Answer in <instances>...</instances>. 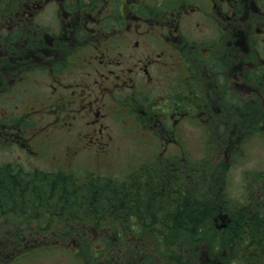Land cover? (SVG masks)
I'll return each instance as SVG.
<instances>
[{
    "label": "flooded vegetation",
    "instance_id": "flooded-vegetation-1",
    "mask_svg": "<svg viewBox=\"0 0 264 264\" xmlns=\"http://www.w3.org/2000/svg\"><path fill=\"white\" fill-rule=\"evenodd\" d=\"M75 68L88 71L80 77L87 85V108L81 110L91 117L85 123L75 109L66 108L68 94L55 96L59 89H68L59 83ZM103 80L108 92L104 99ZM116 102L122 104L118 111ZM7 103L18 105L19 113L9 112ZM253 104L261 106L262 123L264 0H0V151L7 143L30 147L35 137L52 128H66L77 137L66 144L65 155L83 151L90 160L97 159L86 167H120L112 162L103 167V161H109L113 146L125 137L136 142L133 150L144 144L148 151L159 149V162L129 168L130 191L120 194L128 198V209H115L112 217L117 229L126 212L130 230L165 231L172 226L182 232L188 228L178 227L184 210L189 208L192 215L206 210L210 223L187 229L206 233L195 241L196 252L194 247L185 251L186 260L195 264H223L231 249H240L248 262L264 264V170L255 178L261 182H246L245 196L219 186L212 204L210 198L200 204V186L214 188L217 183L209 175L207 184L208 173L203 174L212 149L223 157L228 145L218 149L204 139L205 151L197 159L183 141L189 129L210 137V128L225 144L232 115L244 117ZM245 125L235 124L239 142ZM225 178L227 182L224 173ZM82 181L90 183L91 178ZM105 214L97 215L102 219L97 218L95 227L82 216L81 228L100 234L99 264L108 255L102 233L116 230L103 220ZM250 215H255V224ZM233 217L239 218L238 225L231 224ZM135 238L113 241L111 264H136L132 255L126 260L120 256L126 244H142ZM166 262L164 250L159 263Z\"/></svg>",
    "mask_w": 264,
    "mask_h": 264
},
{
    "label": "trees",
    "instance_id": "trees-1",
    "mask_svg": "<svg viewBox=\"0 0 264 264\" xmlns=\"http://www.w3.org/2000/svg\"><path fill=\"white\" fill-rule=\"evenodd\" d=\"M147 148L148 146L145 144L143 147L138 146L136 151L133 150L130 153L127 162L121 164L119 170L121 168L129 170L131 166L145 168L151 161L152 163L159 162L161 159L158 154L159 149L148 151ZM59 155L60 153L55 154L53 160L57 161ZM111 157L115 158L116 155L112 154ZM16 161H18L17 158ZM90 171L97 173L94 168ZM155 171L157 174L158 170ZM90 175L93 176L92 179L100 177L99 175ZM78 176L72 170H44L38 167L25 169L21 163H15L14 161L0 162V228L2 227V221L3 224L12 222L16 228L15 231L0 229V264H7L19 256H23L26 252L28 253L27 249L35 250V247L41 243L40 241H50L49 237L54 239V244L57 243L55 240L62 238H66L71 243H77L78 247L75 251L77 253L82 250L87 254L86 264H99L101 247L92 246L93 242L91 240L95 230L84 231L76 217L80 213H84V210L88 211V213L83 214L86 215V218L92 217L94 219L98 214L101 215L106 212L104 219H108L113 223L114 226H112L116 229L110 236L103 238L106 249L109 251L108 258L105 257L103 264H111L116 255L114 254L113 237L129 240L133 234L140 236L142 241L140 246L132 247L128 245L120 251V256H125V259L131 254L136 259V264H160L157 260L160 259L165 245L166 264H181L186 257L184 254L186 249L181 246H171L168 243L179 239L187 240L191 245L195 243L192 241H196L201 238V235L206 234L202 229H190L188 231L191 224L202 226L210 223L206 210L200 214L192 215L189 208L187 211L184 210V213L189 212L187 216H184L183 213V217L178 218L180 224L178 227H185V229L186 226L188 227V230L186 229L181 233L172 229V226H169L165 231L153 227L148 231L130 230L127 227L128 214L126 212L119 220L120 228L117 229L112 212L115 209L123 211L128 209V198L120 196V194H126L130 191L128 178L120 176L110 181L109 177L111 176H109L105 182L91 180L90 183L84 185L74 179H78ZM198 203L202 204L201 200ZM107 212L110 214H107ZM16 215L21 223L26 221L23 218L29 219L30 222L36 220V223L34 226H29V223L23 225L27 227L25 231L21 228V224L13 222ZM99 216H97L98 220L102 219ZM236 219L239 221V218ZM250 219L252 223H256L255 215H250ZM90 223L93 227L98 224L97 219ZM83 231L84 233H82ZM148 240L149 245H144L143 243Z\"/></svg>",
    "mask_w": 264,
    "mask_h": 264
},
{
    "label": "rangeland",
    "instance_id": "rangeland-1",
    "mask_svg": "<svg viewBox=\"0 0 264 264\" xmlns=\"http://www.w3.org/2000/svg\"><path fill=\"white\" fill-rule=\"evenodd\" d=\"M105 69L103 68V70ZM70 71H71L70 78L68 80L63 79V81L59 83L60 85H68V89H65L64 91L59 89L58 91H56L57 87H55L53 88V90L56 91L55 96H63L62 92L68 94L69 98L66 100L67 102L66 108L75 109L78 113V117H79L78 120L81 123H85L87 120L89 121L91 117L87 116L86 113L83 114V111L81 110V108L82 109L87 108L86 98H85V95L87 93V87H86L87 85L85 86L84 79L81 80L80 77L82 74H84V72H88V71L86 69H80V68L71 69ZM70 80H72L73 82H71ZM231 82L232 81L230 80V83ZM106 86L107 85L103 80L101 83V88L103 91V99L108 94V92L104 90ZM72 90H74V94L72 93ZM39 92L40 93L46 92V90L40 89ZM74 97L76 98L83 97L84 101L76 100ZM103 99L99 100L96 106L100 105ZM8 104L9 103L6 104V108L9 112H12L14 114L19 113L20 110L17 107L18 105L15 104L8 105ZM113 107L116 109V111H118L119 109H121L122 104L120 102H116ZM261 110L262 109L259 104H253L252 108H248L246 110V114L244 117L239 116L238 114L236 116L232 115V117L234 118V122L230 123L231 126L228 128V131L226 133V134L230 133L231 136L225 137L227 139L225 144H221L222 142L220 141V137L217 134V131H213L210 128H207V130L210 131L209 133L212 134V136L210 137H208L206 133L202 136L200 132L193 129H189L186 135L184 136L183 141L191 149L192 154L197 159H199L203 154V151H205L204 147L206 146V142L204 139H208V141L215 148L228 145L227 146L228 149L226 152L227 155L225 154L223 157H220L219 153L212 149V151H214L213 153L214 156L212 159L208 160L209 162L207 164V167L203 171V174L205 175L208 173L206 178L207 184L210 182L209 175L213 177V181L215 183L217 182L214 187L215 189L210 187L206 188L200 186V190L203 189L201 191L202 194H206L209 196L210 199H212L209 201L210 204H212L211 202L214 199L213 195H216L215 191L218 192L224 186H227L229 191H231L235 195L243 194V196H245L243 192H244V188L247 187L246 182L249 184L254 182L255 183L261 182L259 178L255 179L258 176V174L261 172V170H264V120H262L263 122L260 123L261 116L259 112ZM44 113H46V111ZM35 123H40V120L36 121ZM238 123L240 124L246 123L245 127L243 128L245 134L243 137V141L241 142L237 140V136H236L237 130L235 124ZM230 130H235V132L233 133ZM211 137H212V142L210 141ZM38 140L42 142V144L44 145V149H46V152L43 154L41 158H28V157L26 158L25 155L23 153H20L19 150L14 146L11 151L10 150L0 151V161H16L17 158L25 169H30V167L36 165V167L38 168L51 170L48 167L50 165L49 164L50 161L48 160V157L50 155H48V153L49 152L53 153V151L56 152L57 150L61 151L64 145L66 148V144L71 141H76L77 137H71V133L66 128H61V129L52 128L44 136L38 137ZM134 143L136 142L133 141L131 138L125 137V139L119 141L117 146L115 147L113 146L114 153L117 157L116 161L119 162L123 161L126 163L127 158L129 157V155H131L130 153H132L133 151L132 145ZM235 144L238 147L233 150ZM169 148L173 149L172 145H169ZM209 148L211 149L212 147ZM137 149L138 148L135 145L134 151H136ZM230 153L232 154V157L230 156L228 158L227 156H229ZM78 154L75 156H71L69 160H72L73 170L79 172L80 174L83 168L88 165H91L94 159L90 160L89 157L86 158L84 152H82L79 156ZM87 161H91V162L87 163ZM228 165H230V167H228ZM99 171L100 169L98 170V172ZM112 173L113 176L111 177H120V173H118L116 170ZM224 173L227 174V182H225L226 178L224 179ZM219 186H221V189ZM202 194H198V197H200ZM224 196L225 195H223L222 199L224 198ZM222 199H220L221 200L220 205H222V207L224 208V201H222ZM14 217L16 218L15 220H13V222H16L17 224H21L22 226L21 228L25 231L27 227L23 225L29 223V226H34L36 223L35 222L36 220L30 222L29 219L23 218L26 221H22V219L20 218L22 221L21 223L18 220L17 215ZM0 229H8L10 231L16 230L14 223L11 222L9 224H3V221H2V227ZM44 242L45 244L36 246L35 250L27 249L28 253L26 252L25 255H23V257L13 260L7 264H82V261H80L78 258L73 257L71 253L65 250L54 249L53 247H50L49 244L46 243V241ZM230 251L232 254L234 251L237 253L236 249ZM248 257H250V254H248ZM225 262L229 264H233V260L231 259L226 260ZM188 264H195V262L189 260Z\"/></svg>",
    "mask_w": 264,
    "mask_h": 264
}]
</instances>
